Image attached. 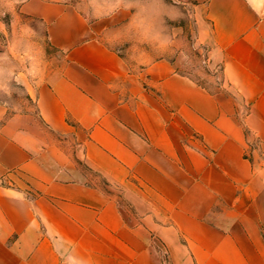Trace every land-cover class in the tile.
<instances>
[{
	"label": "crops",
	"instance_id": "crops-1",
	"mask_svg": "<svg viewBox=\"0 0 264 264\" xmlns=\"http://www.w3.org/2000/svg\"><path fill=\"white\" fill-rule=\"evenodd\" d=\"M196 5L215 89L27 2L62 60L31 91L41 130L0 111V264H264V0Z\"/></svg>",
	"mask_w": 264,
	"mask_h": 264
},
{
	"label": "rangeland",
	"instance_id": "rangeland-1",
	"mask_svg": "<svg viewBox=\"0 0 264 264\" xmlns=\"http://www.w3.org/2000/svg\"><path fill=\"white\" fill-rule=\"evenodd\" d=\"M28 1L0 0V111L5 117L29 114L25 120L39 131L43 123L31 91L59 66L62 53L51 44L44 22L27 8ZM51 1L76 4L100 29L99 36L136 63L166 56L205 86L223 83L220 65L197 37V0Z\"/></svg>",
	"mask_w": 264,
	"mask_h": 264
}]
</instances>
